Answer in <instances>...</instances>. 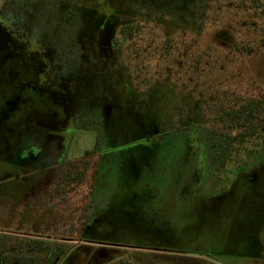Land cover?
<instances>
[{"label":"rangeland","instance_id":"1","mask_svg":"<svg viewBox=\"0 0 264 264\" xmlns=\"http://www.w3.org/2000/svg\"><path fill=\"white\" fill-rule=\"evenodd\" d=\"M6 1L0 0V9ZM65 1L63 13L70 12L64 20L57 15L60 0H35L37 11L45 4L46 14L40 19L31 17L34 11L20 23L0 19V163L17 171L19 167L12 162L21 157L25 169L53 160L64 145L53 131L64 126L73 111L85 112L89 99L93 110L107 107L102 128V116L90 119L85 115L81 125L71 123L66 131L69 139L63 159L76 160L91 153V162L84 179L69 190L73 208L66 212L55 208V220L66 217L67 224L54 234L74 240L64 243L72 245L71 249L62 248L53 256L56 263L264 264L257 224L264 215V144L233 151L227 161L226 157L217 160L216 150L190 149L187 138L197 131L200 134L202 127L189 118L198 98L184 80L167 76L171 69L162 76L169 59L160 57L161 63L153 67L151 62L149 72H140L131 60L130 74L118 62L125 41L118 36V57L110 54L106 29L92 15L108 9L114 13L122 8L121 3ZM139 1L154 8L157 14L153 16L169 22L188 19L189 23L199 5L198 0ZM210 1L215 8L209 11L205 28L192 34L204 36L209 44L211 68L221 67L216 53H229L216 42L253 44L258 48L252 57L255 77L264 80V48L251 42L261 40L263 9L252 7L249 1ZM143 34L144 41H133V51L143 44L155 56H162L165 35L186 34V29L147 24ZM65 39L74 43L73 48L67 54L63 50L58 62L47 60L49 42L65 43ZM17 96L21 102L15 100ZM151 116L154 126L146 139L143 130L150 128ZM202 134L207 135V130ZM213 142L220 144L219 139ZM239 165L255 169L260 182H249L247 170ZM81 200L82 205L87 201V208L80 212L74 205ZM3 201L6 206L18 205L0 194V216ZM37 210L38 221L50 217L47 210L43 214L40 207ZM56 243L62 242L46 246ZM24 252L29 254L26 247ZM47 252L32 254L36 264H49Z\"/></svg>","mask_w":264,"mask_h":264},{"label":"flooded vegetation","instance_id":"2","mask_svg":"<svg viewBox=\"0 0 264 264\" xmlns=\"http://www.w3.org/2000/svg\"><path fill=\"white\" fill-rule=\"evenodd\" d=\"M7 1L5 2V5ZM16 1L19 4L16 5L13 11L17 18L23 20L24 17L33 11L35 12V16L31 17H36V19H40L46 14L43 12V10H45V4L41 10L37 11L38 8L36 7L35 0ZM107 1L115 4L121 3L122 8H118L114 13L108 9L93 13L92 15L94 16V22L96 24L98 23V25L104 30L106 29L104 31V39H106L107 50L110 54L118 57L117 53L120 49H118L117 43L115 42L118 36L125 41L120 50V60L114 56L115 61L118 60L121 66H123L122 68H124L125 71L128 70L130 73L129 69L132 64L131 60L136 62L137 70L139 68L140 72H149L148 69L151 67V62L153 67V64L157 65L161 63L160 57L169 59L167 63L168 66L161 72L162 76L164 74L167 75L166 71L171 69L167 76L184 80V82L190 86V90L195 93V96L194 94L192 95L198 98L195 108L196 114H190L189 118H191L192 121L197 120L203 127H201L202 130L200 134L197 131L195 135L190 136V149L192 147V149H194L195 146L196 149L199 147L202 150H205L202 147L203 143L200 142L203 137L202 132L204 131L203 128L205 125L209 124L214 127V125L224 126L234 124V116L237 114L236 110L243 108L244 100H247V106L251 108L254 97L260 98L261 94L264 93V80L255 77L254 73L256 71L253 67L252 57L257 52L258 48L256 49V46L253 44L241 45L238 41L233 44H224L222 41L216 42L218 46L229 51V53L224 55L222 53H216L215 58L219 60L221 57L222 61L219 69L214 70L209 65V58L212 57V54L208 53L209 44L204 42V36H194L192 33L195 31L199 32L200 29L203 30V27L205 28V23L207 22L205 19H208L209 11L215 8L210 0H198V9L195 7V11L193 12L195 17L194 19H192L193 17L190 18L189 23H187L188 19L187 21L183 20L182 22H169L167 19L159 20L154 8L149 7L145 2L139 0ZM98 2L103 5L104 1L99 0ZM65 4V0H60V3L58 4L59 9L57 10L59 13L57 15L62 16L63 20L66 19L65 15L70 12L68 10L63 13L64 9L67 8ZM4 7L2 9H4ZM2 9H0V12ZM152 13H156L155 16H153ZM193 13L191 15H193ZM198 15L200 16L199 18H197ZM60 16L58 19H61ZM0 19H3L1 13ZM147 24H167L176 27H185L186 34L165 35L164 50L161 51L162 56H155L156 53L154 50H148V46L143 44H139V48L133 51L131 46L134 45V40H138L139 42L144 41L143 32L145 30V25ZM122 26L129 30L132 26H138V31L134 33L120 32ZM168 41H170L171 44H169ZM251 42H257L260 44L261 48H264V41L262 40L255 39L251 40ZM49 43H52V41ZM218 46L217 48H219ZM153 57L156 58L154 59ZM227 66H230L232 69L230 71L225 70ZM145 82L142 83L145 84ZM33 88L35 89L36 87L33 86ZM15 100L17 102L22 101L20 96H17ZM92 102L93 101H90L89 99L85 106V112L83 111L84 113L73 111V113L69 115L67 122L64 123V126L61 125L56 131H53V133L57 134L59 138L64 140L63 148L57 153L53 160L25 169L26 165L20 161L22 159L21 157V159H16L12 162L14 166L17 168L19 167V170L17 171H14V168H12L13 166L7 163H0V194L3 195L5 200L9 201L12 199V202L15 201L16 204H18L15 206L12 204L6 206L7 204L3 201V204L5 203L6 205L4 204L5 206L4 209H2L0 216V238L14 244V252L8 250L10 255H12L11 253H14V255L15 253H20V244L22 242L34 243L37 239H41L45 243L62 242L70 244L74 241L73 239L67 238L65 235L54 234L55 231H60L61 227L65 230L67 224L64 222L67 220L66 217L64 221L55 220V208L57 206L60 207L61 212H66V209L69 210V208L72 207L70 201L72 196H68L70 194V189L57 188L56 179L59 175L53 171L58 164L64 161L62 155L66 147L65 144L69 139V134L66 133L69 124L71 125V123H75L81 125L79 123L82 122L85 115L90 119L95 115H100L102 116V124L100 128L105 124L107 107H102L101 110H93L95 107L92 108ZM228 110L229 118L226 114ZM150 124L149 129L147 128L146 130H143L146 133V139L148 133L151 132L154 126L152 116ZM205 129L207 130V135H212L213 139H219L220 141L225 139L224 133H220V128L217 127L218 132H214L212 128H208L212 129L210 132L207 128ZM244 170H247L249 182H260V179L257 181L260 174L257 175L255 169H249L248 166H246ZM81 198L84 200V195L81 196ZM83 200L75 202L74 205L75 209L80 210V212L87 208V206H85V202L87 201H84L82 205ZM39 207L41 209L40 213L42 212L41 214L44 213V210H47L49 213L48 215L50 216L42 222L37 220L39 214L37 208ZM261 219L262 221L257 222V224H260V238L264 243V215ZM44 230H49L51 233H46ZM56 262H58V259ZM56 262L55 264H57Z\"/></svg>","mask_w":264,"mask_h":264},{"label":"trees","instance_id":"3","mask_svg":"<svg viewBox=\"0 0 264 264\" xmlns=\"http://www.w3.org/2000/svg\"><path fill=\"white\" fill-rule=\"evenodd\" d=\"M247 1L251 3L252 7L260 8L261 10L263 9L264 12V0H241L242 3H245ZM18 4L19 3H17L16 0H8L4 9H2V11L0 12L2 18L10 24L16 22L20 23V21H22L21 18H17L14 15L13 11ZM239 6L242 5L239 4ZM137 31L138 26H132L130 30L122 26L120 32L134 33ZM258 31L260 33L261 40L264 41V26H262L261 28L259 27ZM64 42L65 43H61L60 41H52V43L49 44V48H47V56L49 55L47 57V60L53 61V63L58 62L61 53L66 52L67 54L68 51L73 48L74 43L70 41V39H65ZM168 42L169 44H171L170 41ZM63 50L64 52H62ZM236 111L237 114L236 116H234V124H228L224 126L214 125V127H212L214 132H218V127L220 128V133H224L225 139L220 141V144L218 146L215 144V142H213L212 135L203 136V139H205L202 146L203 149H205L207 152L209 150H216L217 153L215 157H217V160H221L223 157H226L225 161H227L228 158H232L233 151H235L236 153L237 151H246V148L250 145H255L258 148L264 144V93L261 94L260 98L254 97V99L252 100L251 108L247 106V100H244L243 108L237 109ZM226 114L229 118V110L226 112ZM85 125L87 124H83V126ZM203 129L206 130L205 128ZM190 139L191 138L189 136L187 138V143L188 141L191 142ZM90 155L91 153L79 159L70 161L64 160L60 164H58L53 171L54 173L59 175V177H57L56 179L57 188L71 189L76 184L80 183L87 175V171L91 162L89 157ZM239 160L240 156H238V159H236V162L234 163L235 166L238 165V163L240 162ZM214 161L215 162H213V164L215 165L217 161L216 159ZM239 166L243 169L246 167L243 165ZM9 243L10 242L0 238V264H36L37 258L32 254L34 252H43V250L48 251L45 259L48 260L49 264H53L54 262H56V259H54L53 256L58 255L62 248H66V250H68L72 247V245L56 243L55 245L48 248L46 246L47 243H45L41 239H37L34 243L22 242L20 244V253H15V255L14 253H11L12 255H10L8 253V250H12V252H14V244L11 245L10 243V246H8ZM25 247L27 248V251H29V254H26V252H24ZM112 264L124 263L116 261Z\"/></svg>","mask_w":264,"mask_h":264}]
</instances>
